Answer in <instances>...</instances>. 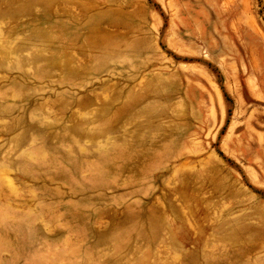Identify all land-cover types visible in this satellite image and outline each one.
Masks as SVG:
<instances>
[{
  "label": "rangeland",
  "instance_id": "obj_1",
  "mask_svg": "<svg viewBox=\"0 0 264 264\" xmlns=\"http://www.w3.org/2000/svg\"><path fill=\"white\" fill-rule=\"evenodd\" d=\"M0 264H264V0H0Z\"/></svg>",
  "mask_w": 264,
  "mask_h": 264
}]
</instances>
